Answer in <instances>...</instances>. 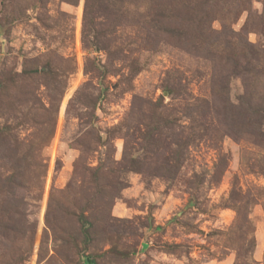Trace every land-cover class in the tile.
Instances as JSON below:
<instances>
[{"label":"rangeland","instance_id":"obj_1","mask_svg":"<svg viewBox=\"0 0 264 264\" xmlns=\"http://www.w3.org/2000/svg\"><path fill=\"white\" fill-rule=\"evenodd\" d=\"M264 264V0H0V264Z\"/></svg>","mask_w":264,"mask_h":264},{"label":"trees","instance_id":"obj_2","mask_svg":"<svg viewBox=\"0 0 264 264\" xmlns=\"http://www.w3.org/2000/svg\"><path fill=\"white\" fill-rule=\"evenodd\" d=\"M93 2L94 0H85V16L89 15L91 12L93 8ZM85 264H95V262L90 256H87L85 259Z\"/></svg>","mask_w":264,"mask_h":264}]
</instances>
